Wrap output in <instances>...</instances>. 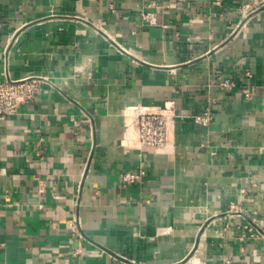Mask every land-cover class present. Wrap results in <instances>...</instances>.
I'll list each match as a JSON object with an SVG mask.
<instances>
[{"label": "crops", "instance_id": "1", "mask_svg": "<svg viewBox=\"0 0 264 264\" xmlns=\"http://www.w3.org/2000/svg\"><path fill=\"white\" fill-rule=\"evenodd\" d=\"M27 76L0 264H264V0H0V80ZM140 112L167 115L163 146Z\"/></svg>", "mask_w": 264, "mask_h": 264}, {"label": "built area", "instance_id": "2", "mask_svg": "<svg viewBox=\"0 0 264 264\" xmlns=\"http://www.w3.org/2000/svg\"><path fill=\"white\" fill-rule=\"evenodd\" d=\"M215 2L219 4L220 0H215ZM144 18L154 22L150 13H146ZM248 75L250 76V73ZM42 84V78L37 76L0 80V122L8 116L17 114L23 104H27L33 100L40 93ZM220 85L225 88H230L235 84L224 80ZM192 118L197 124L208 125L212 120V113L210 108L207 107L203 112L193 115ZM137 123L139 143L141 146L158 147L166 143L168 132L166 114L140 112L137 114ZM142 176V172L135 173L126 171L122 174V180L127 183H132L140 180ZM79 225V218L74 217L71 221L73 232H77ZM248 229L252 237H259L264 240V228L256 227L254 229L251 227Z\"/></svg>", "mask_w": 264, "mask_h": 264}]
</instances>
